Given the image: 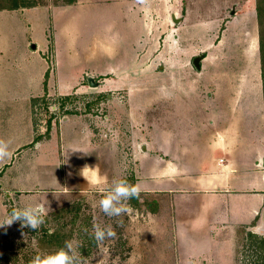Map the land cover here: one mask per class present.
<instances>
[{"label":"crops","instance_id":"crops-1","mask_svg":"<svg viewBox=\"0 0 264 264\" xmlns=\"http://www.w3.org/2000/svg\"><path fill=\"white\" fill-rule=\"evenodd\" d=\"M185 6L184 0H72L52 8L54 67L42 70L37 94H44V82L48 92L56 84L59 96L76 94L86 79L95 91L118 89L127 96L97 98V104L107 108L103 121L70 114L53 122L46 136H37L30 124L29 93L24 102L29 134L11 149L10 159L0 162V220L7 216L8 206L44 204L46 194L95 187L93 173L104 183L95 131L112 126L117 115L119 144L130 151L135 167L132 184H138L141 193L171 197L169 230L180 250L189 248L181 256L226 262L234 232L264 233L261 66L258 76L247 64L243 71L248 75L243 73L240 83L231 63L215 62L210 72L202 71L206 58L196 54L194 42H204L205 37L187 27ZM58 11L88 15L97 34L105 37L92 41L90 61L77 73L72 30L57 24ZM113 12L119 15L116 26L108 20ZM66 40L71 48L64 78L60 61ZM216 44L213 51L221 53ZM103 144L104 151L119 149L109 140ZM84 167L91 170L81 172ZM153 218L162 217L159 213ZM3 230L5 226L0 234Z\"/></svg>","mask_w":264,"mask_h":264},{"label":"rangeland","instance_id":"rangeland-1","mask_svg":"<svg viewBox=\"0 0 264 264\" xmlns=\"http://www.w3.org/2000/svg\"><path fill=\"white\" fill-rule=\"evenodd\" d=\"M69 1L20 0L21 4L36 6L7 10L3 8L9 1L0 0V140L9 142L10 151L15 145L21 144L29 134L24 116V102L29 93L27 98L33 99L42 98L46 94L41 101L32 102V99H28L31 129L37 136H46L48 120L51 128L53 122L58 123L61 118L70 114L77 113L97 122L103 121L107 108L100 102L97 104V98L127 96L125 91L118 89L95 91L86 79L83 81L82 91L76 94L72 91L68 95L69 101L63 107L60 98L66 96L58 95L56 84L51 87L53 91L50 88L51 91L48 92L45 88L44 94L42 91L37 94L41 86L42 70L48 66V71H51L54 67L51 10ZM184 5L186 6L182 17L186 18L187 27L189 30L202 31L205 37L204 42H194L196 54H203L206 58L202 71L210 72L215 62H227L234 65L239 83L243 79V73L246 74L245 77L248 75V70L243 71L247 64L254 66L256 74L260 75L259 45L263 48L264 63V0H184ZM81 13L58 11L55 20L57 24L68 26L72 30L71 39L76 52L74 73L90 61L88 51L92 41L105 39L97 34V27L92 19ZM110 15L108 20L116 26L118 13L113 12ZM198 36H201L200 32H196V37ZM213 43H217L215 46L220 47L221 53L213 51ZM34 44L37 47L35 52L32 50ZM45 47L47 50L41 56L45 59L43 62L39 51ZM70 48V40L63 42L60 64L64 78L68 75L66 54ZM95 82L101 81L96 78ZM208 93L212 94L211 91ZM258 95L255 98H258ZM118 120L116 115L112 126L97 127L95 131L101 148L96 152V156L100 157L98 163L106 178L104 183L82 190L83 192L71 190L63 195L46 194L44 205H48L51 211L37 230L21 228L18 221L6 225L0 234V264H31L34 256L54 252L63 247L65 241L78 242L80 264H243V259L248 263L255 261L254 249L250 247L252 240L247 236L251 231L247 229H240L229 238V261L220 262L213 259L212 263H207L198 256H181L182 252L188 254L189 248L180 250L174 233L169 230L167 215L172 209L169 195L140 193L139 198L127 202L131 210L121 217H108L100 211L98 201L102 195L101 188L109 187L112 181L118 178H126L130 184L133 183L135 167L129 156L130 151L119 144L121 128ZM108 140L119 149L114 152L104 151L103 141ZM7 208L8 215L13 208ZM159 213L161 219L153 218ZM98 223L111 225L116 236L106 239L103 243L97 242L92 232L93 226ZM253 234L259 237L264 235Z\"/></svg>","mask_w":264,"mask_h":264},{"label":"clouds","instance_id":"clouds-1","mask_svg":"<svg viewBox=\"0 0 264 264\" xmlns=\"http://www.w3.org/2000/svg\"><path fill=\"white\" fill-rule=\"evenodd\" d=\"M12 155L9 142L0 140V162L10 159ZM85 168L91 170L84 167L81 172ZM91 182L94 186L103 183L95 173L91 176ZM100 192L102 193L98 201L100 211L108 217H121L122 214L131 210L127 202L130 199L139 198L141 188L138 184H130L126 178H118L114 179L109 187L101 188ZM50 211L49 206L42 203L14 208L4 219L0 220V228L18 221L21 228L37 230L45 222V217ZM49 231L51 232V229ZM92 235L97 242L103 243L106 239L114 238L116 232L111 225L98 223L93 226ZM78 247L79 244L76 241H65L63 247L54 252L34 256L31 264H80Z\"/></svg>","mask_w":264,"mask_h":264},{"label":"trees","instance_id":"trees-1","mask_svg":"<svg viewBox=\"0 0 264 264\" xmlns=\"http://www.w3.org/2000/svg\"><path fill=\"white\" fill-rule=\"evenodd\" d=\"M8 4L6 7H4L3 9H7V10H16L19 8H32L35 7L36 4H21L20 0H8ZM72 0H70L68 2L71 3ZM259 51H260V58H261V79H262V85H263V98H264V63H263V58H262V53H263V48L261 45H259ZM47 76V74L45 75V77ZM44 91H45V82H44ZM46 97V94L44 96H42V98H36V99H32V102H35L37 100H43ZM68 96L66 97H62L60 98V102H61V107L64 106V104L66 102L69 101ZM68 113V112H67ZM47 128H46V135L49 132V128H50V120L47 121L46 123ZM248 238H250L252 240L250 247L254 249V255L256 257V260L253 261L252 263H248L246 262V259H243V264H264V235L259 237L256 234H253L251 232L247 233ZM257 255V256H256Z\"/></svg>","mask_w":264,"mask_h":264},{"label":"water","instance_id":"water-1","mask_svg":"<svg viewBox=\"0 0 264 264\" xmlns=\"http://www.w3.org/2000/svg\"><path fill=\"white\" fill-rule=\"evenodd\" d=\"M32 47L34 48L33 45H32ZM198 60H199V58H196V59L194 60V64H195L196 68H199V66H198ZM263 164H264V159H263Z\"/></svg>","mask_w":264,"mask_h":264}]
</instances>
